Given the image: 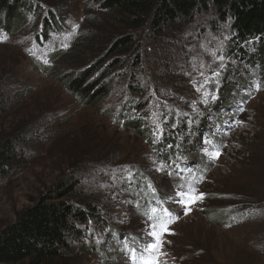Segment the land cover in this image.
<instances>
[{
  "label": "rangeland",
  "instance_id": "obj_1",
  "mask_svg": "<svg viewBox=\"0 0 264 264\" xmlns=\"http://www.w3.org/2000/svg\"><path fill=\"white\" fill-rule=\"evenodd\" d=\"M100 1L63 2L65 5L57 9L55 15L56 18H65L61 27L63 32L82 35L83 28L92 23V15L95 14L99 15V22L111 28L112 21H104L100 12ZM43 8L42 14L46 16L48 9ZM203 18L202 21H206V17ZM207 26L197 18L185 26L175 23L164 29V39L159 45L149 41L142 46L140 44L145 59V69L142 70L152 72V77L156 74L166 79L163 72L167 68L165 64H168L175 71V74H169L170 80L174 79L173 85L180 86L183 80L188 88V92L182 94L183 91H174L173 87L171 98L163 99L156 95L150 100L149 120L157 126V136L163 132L160 123L162 113H166L167 118L174 112L177 123L187 115L185 123L191 125L196 122L197 128L205 115V126L210 136L220 144V156H216V150L200 140V157L215 159L208 164L201 163L205 169H201L198 191L201 190L205 197L201 204L192 203L190 208H187L183 196H180V201L184 202L179 201L183 207L169 203L171 210L181 217L168 228L172 234L164 233L162 237L161 251L164 250L165 255L159 252L157 257H146L144 261L158 260L159 264L165 261L174 264H264V218L249 207L264 203V78L263 75L256 78L245 66L247 73L243 76L242 69H236L237 63L223 52L230 38L229 29L224 27L217 35ZM26 28L12 32L0 28V40L9 35L8 40L0 42V84L7 100V110L0 118V138L18 129L25 131L28 138L23 147L26 165L0 181V231L13 222L17 213L34 201L41 191L75 170H87L90 175L84 177L80 189L94 191L100 187L106 198L103 214L107 216L108 225L92 222L86 228L82 226L85 241L71 242V254L77 256L78 264H128L122 242L133 243L134 237L139 241L152 239L153 244L155 239L150 233L156 231L144 218V210L135 204L140 189L136 186V193H127L130 181L134 179L138 184L152 179L154 187L151 185V188L155 193H151L170 201L171 196L179 192L177 185L184 179L179 174L173 176L170 166L152 158L149 145L131 131L112 125L103 111L112 106L119 109L120 104L114 101L113 96L84 104L63 84L67 74L75 69L73 65L62 66L61 59L55 62L52 59L50 63L56 68L49 73L47 69L52 66L43 61L52 57L51 51L34 50L27 55V47L30 52V45L36 37L29 26ZM55 31L56 28L51 29V32ZM203 32V38H199ZM180 35L188 39L184 41L187 51H180L173 42ZM72 40L64 49L70 50L67 52L71 54L64 60L68 64H79L76 70L94 62L105 51L102 45H93L92 51L86 49V53L75 60L71 57L74 53L71 50L75 48ZM165 48L174 52V59L165 57ZM145 49L149 51L148 55ZM181 53L185 54L184 58ZM187 54L190 58L185 62ZM142 70L138 72L140 81L144 76ZM229 75L238 81L244 79L246 84L234 85L233 92L230 90L231 103L215 111L213 108L220 93L212 89L219 79ZM123 80L119 78L114 82V90L125 91ZM246 94L248 98L245 100ZM156 101L164 103V110L158 108ZM223 118L229 121L223 128H218ZM114 150H118L116 159L131 161L128 163L131 169L125 165L124 169L106 173L99 163L114 160ZM87 159L93 162L84 161ZM96 161L98 163H94ZM137 165L140 166L138 171L134 168ZM191 166L195 170V163ZM192 179L184 183H197ZM215 208L227 209L221 219L225 223L208 219L207 213ZM254 215L258 219L252 220ZM90 244L102 247L84 248Z\"/></svg>",
  "mask_w": 264,
  "mask_h": 264
},
{
  "label": "trees",
  "instance_id": "obj_2",
  "mask_svg": "<svg viewBox=\"0 0 264 264\" xmlns=\"http://www.w3.org/2000/svg\"><path fill=\"white\" fill-rule=\"evenodd\" d=\"M68 1L0 0V28L12 32L29 26L36 41H39V37L45 40L50 33H54L51 29L56 28L55 33L64 31L61 27L65 18H56L55 15L56 10L63 6V2ZM100 2H102L100 12L104 16V21H112L111 28L99 22L97 18L99 15H92V23L87 24V28H83L81 36L77 33L73 38L72 43H75V48L71 51L75 54L72 53L71 57L76 60L78 56L86 53V49L92 51L93 45H102L105 51L98 55L94 62L84 64L76 70L79 64H68L67 60H64L71 54L67 52L70 50H64L65 48L55 50L51 60L54 59L55 62L61 59L62 66L75 67L64 78L63 84L70 94L84 104H93L113 96L114 101L120 104V110H117L116 106L108 107L103 111L104 115L108 116L112 125L118 129L131 131V134L148 144L152 158L170 166L173 176L178 174L173 172L178 163L188 166L195 163L196 171L201 172V169H205L201 163L212 162L200 157L198 147L201 137L208 132L205 115L197 128L196 122L191 125L185 123L187 115H183L180 123H177L174 112H171V116L167 118L166 113H162L160 123L163 132L161 136H157L155 124L149 120L150 100L156 95L163 99L171 98L170 91L174 90L173 87L176 89L174 91H183L182 94L188 92V88L183 80L179 83L180 86L173 85L174 79L170 80L169 74H175V71L171 70L168 64H165L167 70L163 72L166 79L156 74L152 77V72L147 73L142 70L145 69V59L140 44L142 46L144 42L149 41L159 45L165 28L175 23L185 26L197 18L202 23L206 22L207 27L213 30L212 33L217 35L224 27L228 28L230 38L223 52L237 63L236 69L240 67L243 76L247 73L245 69H250V73L255 74L256 78L261 75L264 78V0H101ZM43 7L48 9L46 16L42 14ZM29 16H32L30 20ZM203 17H206V21H202L205 19ZM53 23L56 24L55 27ZM43 26L44 29H41ZM203 35L204 32L199 38H203ZM179 37L173 42L180 47V51H187L184 41L188 39L182 35ZM144 51L149 54L147 49ZM164 51L165 57L174 59V52L169 48H165ZM181 55L185 56L183 53ZM189 58L187 54L185 62ZM51 66L52 68L47 69L49 73L56 68L53 64ZM141 70L144 76L140 81L138 72ZM57 78L61 80V77ZM119 78L124 79L125 91L114 90V82ZM243 80H235L229 75L215 83L212 91L220 93L213 108L215 111L227 107L228 102L231 103L230 90L233 92V86H237V83L241 84ZM245 84L243 82V85ZM3 91V85L0 84V118L7 110L5 105L7 100ZM156 104L158 108L164 110L163 102L156 101ZM181 105L183 106L184 103ZM27 139V134L22 129L0 138V181L9 174L21 171L26 165V153L23 147ZM114 151V160L99 163L106 173L124 169L125 165L131 169L128 164L131 161L116 159L118 150ZM84 161L89 164L93 162L90 159ZM134 168L138 171L140 166ZM88 175L90 172L87 170L85 172L75 170L72 174L61 177L20 210L13 222L1 229L0 264H78L77 256L71 254V242L85 241V230L82 226L86 228L92 222L108 225L107 216L103 214L106 198L100 192V187H96L97 192L80 189L84 177ZM193 175H181V177L186 182ZM135 181L134 179L130 181V190L127 193H136V186L140 189L139 199L135 204L139 206L138 209L142 208L145 212L151 199L158 198L150 191L154 183L152 179L138 184ZM184 182L177 187L184 188ZM249 207L260 218H264V203ZM226 211L227 209L215 208L207 213V217L212 221L225 223L221 219ZM254 219L258 218H252ZM106 229H109V226H106ZM132 240L136 246L138 242H142L134 237ZM122 244L125 251L126 243L122 242ZM99 247L102 245L84 246L88 250Z\"/></svg>",
  "mask_w": 264,
  "mask_h": 264
},
{
  "label": "snow or ice",
  "instance_id": "obj_3",
  "mask_svg": "<svg viewBox=\"0 0 264 264\" xmlns=\"http://www.w3.org/2000/svg\"><path fill=\"white\" fill-rule=\"evenodd\" d=\"M215 155L218 156L219 153L217 152ZM177 195L188 196L189 199H188L187 203H189V204L195 203L198 200L203 199V197H204V193L196 194L195 190H193L191 193H177ZM180 202L183 203L184 201L182 200ZM152 211H153V213H155L157 210L153 209ZM189 211H190V209H189ZM169 215H170V213H169ZM153 227H155V226H153ZM161 227H162V231H160V232L153 231L150 233V235L153 236L155 239V242L153 244L149 245V249L152 251H156L163 246L164 241H163L162 237H163L164 233L172 234L166 225H161ZM161 254H163V253H161ZM144 264H159V261L158 260L144 261Z\"/></svg>",
  "mask_w": 264,
  "mask_h": 264
},
{
  "label": "bare ground",
  "instance_id": "obj_4",
  "mask_svg": "<svg viewBox=\"0 0 264 264\" xmlns=\"http://www.w3.org/2000/svg\"><path fill=\"white\" fill-rule=\"evenodd\" d=\"M40 57H41V56H40ZM45 59H46V58H45ZM45 59H44V60H45ZM35 60H36V59H35ZM43 63H44V61H43ZM47 67H48V66H47ZM45 68H46V67H45ZM49 68H50V67H49Z\"/></svg>",
  "mask_w": 264,
  "mask_h": 264
}]
</instances>
